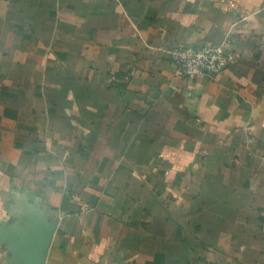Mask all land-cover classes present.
<instances>
[{
    "label": "crops",
    "instance_id": "1",
    "mask_svg": "<svg viewBox=\"0 0 264 264\" xmlns=\"http://www.w3.org/2000/svg\"><path fill=\"white\" fill-rule=\"evenodd\" d=\"M56 222L46 264H264V0H0V264Z\"/></svg>",
    "mask_w": 264,
    "mask_h": 264
},
{
    "label": "built area",
    "instance_id": "2",
    "mask_svg": "<svg viewBox=\"0 0 264 264\" xmlns=\"http://www.w3.org/2000/svg\"><path fill=\"white\" fill-rule=\"evenodd\" d=\"M234 39L227 37L222 44H205L201 47L177 46L170 49L169 57L179 69L181 76L195 80L214 77L236 63L238 54Z\"/></svg>",
    "mask_w": 264,
    "mask_h": 264
},
{
    "label": "water",
    "instance_id": "3",
    "mask_svg": "<svg viewBox=\"0 0 264 264\" xmlns=\"http://www.w3.org/2000/svg\"><path fill=\"white\" fill-rule=\"evenodd\" d=\"M57 222L49 229L31 231L32 236L19 244L17 259L22 264H46Z\"/></svg>",
    "mask_w": 264,
    "mask_h": 264
}]
</instances>
